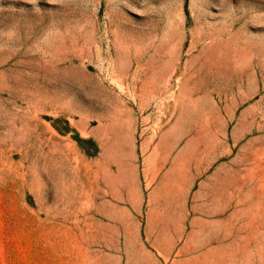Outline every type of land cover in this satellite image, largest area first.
Here are the masks:
<instances>
[{"label": "rangeland", "instance_id": "1", "mask_svg": "<svg viewBox=\"0 0 264 264\" xmlns=\"http://www.w3.org/2000/svg\"><path fill=\"white\" fill-rule=\"evenodd\" d=\"M119 54L175 67L194 192L208 155L257 165L220 203L240 217L220 219V261L264 264V219L249 218L264 196V0H0V264L152 261L147 189L123 187L69 124L120 103L89 65Z\"/></svg>", "mask_w": 264, "mask_h": 264}, {"label": "crops", "instance_id": "2", "mask_svg": "<svg viewBox=\"0 0 264 264\" xmlns=\"http://www.w3.org/2000/svg\"><path fill=\"white\" fill-rule=\"evenodd\" d=\"M89 65L97 69L96 86L111 93L120 103L106 104L104 117L89 121H69L83 139L97 145L100 164L116 166L121 185L135 188L137 198L147 189V214L144 234L152 241V261L142 264H223L220 261V219H239L238 212H221L220 203L230 196L239 198L242 172L253 171L257 165L242 170L232 164L220 165V155H208L207 178L196 182L191 136L186 118L177 116L176 69L162 66L158 59L152 67L139 64L129 54L113 59L95 57ZM124 69L119 74L117 69ZM142 74L144 78L139 79ZM138 88H132L134 84ZM190 131V132H189ZM254 158L262 156L255 154ZM219 163V164H217ZM264 164V163H261ZM225 168V169H223ZM260 171H264L260 170ZM224 172L236 179H221ZM232 188L233 190H225ZM258 215L264 219V196ZM134 210L142 207L136 203ZM133 214V210H130ZM235 264H257L238 259Z\"/></svg>", "mask_w": 264, "mask_h": 264}]
</instances>
